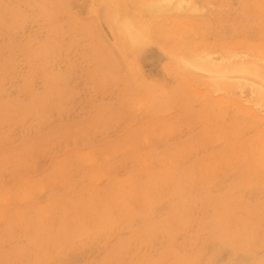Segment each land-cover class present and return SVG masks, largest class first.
<instances>
[{
	"label": "rangeland",
	"instance_id": "obj_1",
	"mask_svg": "<svg viewBox=\"0 0 264 264\" xmlns=\"http://www.w3.org/2000/svg\"><path fill=\"white\" fill-rule=\"evenodd\" d=\"M149 1L0 0V264H264V0Z\"/></svg>",
	"mask_w": 264,
	"mask_h": 264
},
{
	"label": "bare ground",
	"instance_id": "obj_2",
	"mask_svg": "<svg viewBox=\"0 0 264 264\" xmlns=\"http://www.w3.org/2000/svg\"><path fill=\"white\" fill-rule=\"evenodd\" d=\"M161 1V0H160ZM166 1H168L169 3H172L171 1L172 0H165V2ZM180 2H181V4H182V2L184 1V0H179ZM180 2H178L179 4H180ZM144 6H146V7H148V10L150 11V12H157V11H162V9L164 10V7L166 6V5H164V4H162L161 2H159V0L158 1H149V3L148 4H146V5H144ZM130 29V27L127 25V27H125V30L126 31H131V30H129ZM130 33V32H129ZM139 36V35H138ZM137 36V37H138ZM131 40L134 42V43H137V42H135V40H137L138 41V39H133V37H131ZM140 40V39H139ZM141 41H142V39H141ZM140 41V42H141ZM139 42V43H140ZM142 43V42H141ZM202 59V60H201ZM201 59H199V60H196V62L194 61V63H193V65L194 66H196V67H198V68H202V69H207V71H211V73L213 72V71H215L216 73H218V74H220L219 76H218V78L219 77H221V74L222 73H224V74H227V73H229L228 71L230 70V68L231 67H233L234 65H232V64H230V65H227V67H226V70H223V68H221L220 69V67H221V65L222 64H218V63H216V62H212V58L209 56V55H203V56H201ZM186 64H188V66L189 65H191L190 64V62H188V61H186L185 62V65ZM237 63H235V65H236ZM240 64V63H239ZM193 65H191V66H193ZM242 65V64H241ZM238 66V64L235 66V67H237ZM244 66H247V65H244ZM257 66V65H256ZM228 68H229V70H228ZM233 69V68H232ZM240 70V71H237V70ZM237 70H235L236 72H242L243 70L245 71V70H247V68L245 67H242V69H240V68H238ZM235 71H233V72H235ZM243 71V72H244ZM248 71V70H247ZM263 71V70H262ZM227 72V73H226ZM230 72H231V70H230ZM249 72V71H248ZM244 73H246V72H244ZM256 73H258L257 71H256ZM255 73V74H256ZM264 73V72H263ZM223 74V75H224ZM258 75V74H257ZM226 76V75H225ZM223 77V76H222ZM222 77H221V79H222ZM260 77V76H259ZM226 78V77H225ZM227 79V78H226ZM261 79H263V77H261ZM247 264V263H246Z\"/></svg>",
	"mask_w": 264,
	"mask_h": 264
}]
</instances>
